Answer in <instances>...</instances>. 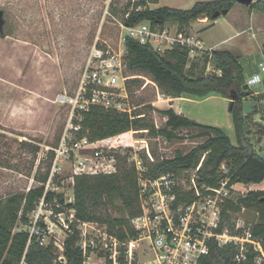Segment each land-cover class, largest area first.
<instances>
[{
	"label": "trees",
	"instance_id": "obj_1",
	"mask_svg": "<svg viewBox=\"0 0 264 264\" xmlns=\"http://www.w3.org/2000/svg\"><path fill=\"white\" fill-rule=\"evenodd\" d=\"M161 0H135L129 2L124 12V24L135 27L149 23L152 28L163 30L168 23L176 24L178 32L189 35L191 23L199 19L215 22L216 13L226 16L237 4V0L199 1L189 9L160 7L152 9L150 4ZM140 8V9H139ZM251 11L264 15V0H258L248 6ZM227 11V13H224ZM126 72L133 75L143 73L150 77L160 92L167 98H192L203 100L211 95L230 100L229 112L232 116L236 144H233L224 128L204 125L178 114L173 108L155 109L166 121L160 127L146 114L135 111L133 115L100 107H91L78 113L75 125L81 130L74 132L77 140L87 138L89 142L102 141L130 131H146L154 138L167 142L200 140L187 153L177 152L171 158H159L151 151L152 160L146 151H142L138 169L136 161L128 155H114L117 159V171L112 174H82L74 178V202L66 204L62 193L48 192L46 199H56L62 207L74 209L77 220L97 223L106 227L107 233L120 242L137 237L131 221L141 214L139 175L155 180L164 175L180 177L183 172L196 171L197 183L218 188L222 180L228 178L229 186L236 184H260L264 181V157L259 155L251 142L248 115L244 114V102L248 88L245 71L240 58L226 50H206L201 57L191 59L192 48L175 44L171 49L160 53L150 44H141L133 37H126ZM197 51L198 50H194ZM264 53V46H263ZM212 65L213 71L208 72ZM131 82H139L135 79ZM258 109H256L257 112ZM143 117H140L142 116ZM38 152V151H36ZM51 161L55 154L51 153ZM51 165L46 173H37L35 180L40 186L28 192L18 193L0 201V264H84L85 257L79 247L80 232L77 224L71 225V233L64 241L65 262L58 261L53 242L41 246L20 226L29 223V215L36 204L45 195L44 184L51 174ZM224 168L226 173H224ZM177 204H190L195 199L193 191L184 192L176 188ZM264 192L250 191L246 195H233L222 208L219 234L228 232L242 235L249 230L264 251ZM121 203L119 217L113 216L110 208L114 201ZM55 212H60L54 207ZM243 210H254L258 215L255 223L237 229V217ZM118 264H128L124 249L120 248ZM240 247L229 243L220 247L216 241L209 244V253L203 256L199 264H264L258 263L260 253L248 245L245 257L236 263ZM107 264H112L110 260ZM132 264H138L136 261Z\"/></svg>",
	"mask_w": 264,
	"mask_h": 264
},
{
	"label": "rangeland",
	"instance_id": "obj_2",
	"mask_svg": "<svg viewBox=\"0 0 264 264\" xmlns=\"http://www.w3.org/2000/svg\"><path fill=\"white\" fill-rule=\"evenodd\" d=\"M132 1L0 0V10L4 12L5 20L3 34L0 33V201L40 186L35 180L36 174L46 173L51 163L52 173L55 162V175H58L59 181L67 183L58 193H62L67 201L72 198L70 178L75 175L76 163L81 158H94L96 146L76 145L77 138L74 132L69 131L73 105L64 100L76 96L95 43L116 51L126 50L122 42L128 33L124 12ZM199 1L212 0H161L149 7L189 9ZM238 13L249 14L251 10L248 6L237 4L216 23L205 18L199 19V24H193L189 35L194 39L200 37L199 41L203 43L201 47L204 48L192 52L191 59L201 57L209 49L230 50L234 55L241 56L239 58L248 80L258 70L260 62H264V36L254 39L251 32L238 36L237 27L230 24ZM167 29L174 35L178 28L176 24L168 23ZM207 71L212 72L213 66L210 65ZM124 74L132 77L125 83L127 99L124 100V107L130 108L132 115L139 111L146 114L157 127L162 126L166 119L149 107L167 109L168 98L146 74L133 75L126 71ZM263 76L261 74V78ZM135 79L139 82H131ZM257 85L250 86L253 93L258 89ZM249 100L256 102L258 107L264 104L262 95H252ZM226 132L232 143L236 144L235 132ZM200 142L191 139L167 142L150 136L146 131H130L112 139L109 143L116 148L108 153L109 156L128 155L140 162L142 151H146L151 160V151L159 158H171L177 152L187 153ZM51 153L55 154L53 161ZM89 160L86 162L87 171L97 163L96 159H93L95 164ZM137 165L142 171L141 164ZM194 175L196 171H189L176 177L182 191L190 190ZM247 191L234 195H246ZM120 206L121 203L115 200L114 207L110 208L113 216L121 215ZM236 217L237 229L258 219L254 210H243ZM19 229L23 230L24 226ZM100 229L105 231L106 227L100 225ZM53 232L52 242L59 259L64 256L63 245L69 234L59 227H54ZM98 255H105V252ZM92 257L90 264L97 261L95 254ZM141 261L147 263L149 259L142 257Z\"/></svg>",
	"mask_w": 264,
	"mask_h": 264
},
{
	"label": "built area",
	"instance_id": "obj_3",
	"mask_svg": "<svg viewBox=\"0 0 264 264\" xmlns=\"http://www.w3.org/2000/svg\"><path fill=\"white\" fill-rule=\"evenodd\" d=\"M256 1L258 0H254V2ZM125 29L128 32L126 37H133L141 44H150L160 53L171 49L175 44L188 46L194 50L202 48L200 42L193 37L179 32L172 35L168 29H154L149 23H142L135 27L125 25ZM126 37L122 39L123 43H125ZM126 53V50L116 51L109 46L99 45V43L93 45L76 96L64 100L73 105L69 120L70 132L81 130V125H75L73 120L78 118V113L88 111L91 107L132 115V110L124 107V100L127 99L125 83L132 78L124 74ZM261 71L264 72L263 64ZM260 81L261 76L255 75L248 82V86H253ZM119 136L93 143L89 142L87 138L77 140V146L85 145L89 148L96 146V149L94 158L90 160L81 158L76 163L75 175L70 178L71 191H73L75 176L116 173V158L113 154L109 156L108 152L116 148L109 142ZM96 144L101 145L97 146ZM60 154L56 156V161ZM93 159H96L97 163L95 167L91 166L87 171L86 162L89 160L95 164ZM56 163L44 184V197L36 204V208L29 215V223L24 226L23 231L29 233L30 241L34 238L41 246H48L53 241L54 227H59L69 234L71 225L76 223L80 232L79 247L85 257L84 264H90L94 254L97 261L93 264H107L108 260L112 264H118L121 247L124 249V256L128 264L135 261L138 264H199L201 258L208 255L209 244L213 240L220 247L229 243L239 246L240 253L235 259L236 263H240L244 259L248 245H251L255 252L260 253L258 263L264 259L261 244L252 237L249 230L242 235H232L228 232L219 234L217 232L221 224L224 202L239 192L234 186H229L228 178L222 180L218 188H211L198 184L197 175H194L189 190L195 194L194 201L190 204L176 205V188L179 185L174 175H164L155 180H149L143 175H139L142 212L131 221L137 232V237L122 243L109 235L107 230H101L99 224L77 220L74 209L62 207L56 199L53 201L46 199L45 196L48 192L58 193L60 192L58 190L67 184L65 181H59L58 175H55L57 172ZM105 163H107L106 167H104ZM136 163L140 164V162ZM226 172L224 168V173ZM65 202L66 204L74 202V191L72 198L69 201L65 199ZM54 207L62 210L55 212ZM101 252H105V255L99 256L98 254ZM142 257H147L149 261L143 263ZM58 260L65 262L64 256L59 257Z\"/></svg>",
	"mask_w": 264,
	"mask_h": 264
},
{
	"label": "crops",
	"instance_id": "obj_4",
	"mask_svg": "<svg viewBox=\"0 0 264 264\" xmlns=\"http://www.w3.org/2000/svg\"><path fill=\"white\" fill-rule=\"evenodd\" d=\"M205 20L208 19L206 18ZM199 21L200 20L192 22L191 27L195 23L199 24ZM213 23H216V21ZM230 24L237 27L238 36H242L247 32H251L252 33L251 37L254 39H259V37L264 36V15L258 12L251 11V13L249 14L246 13L235 14ZM164 29H167V25L165 26ZM192 35L196 36L195 33H193ZM199 38L197 37L195 40L200 42ZM200 44L203 46L202 42H200ZM262 54L264 56L263 47H262ZM262 64L264 65V62H260L257 68L258 70L253 74L251 78H248V80L246 79L247 84L255 75L261 76V74H264V72L261 71ZM257 84L255 85L259 86L258 89L256 90L255 93L252 92V94H250L247 97V99H245V102L249 101L254 103L255 108L258 109L257 112L255 111L254 113L248 115V122L251 127L250 139L254 146L255 151L259 155L264 157V104L258 107L256 102L249 100V97H251L252 95L254 97H257L259 95H262V97H264V76L261 78V81ZM249 89L252 91L250 87ZM167 102H169L167 108H173L175 112H177L178 114H183L184 116L188 117L189 119L195 120L198 123L204 125H210L209 123H212V125L210 126L221 127L224 128L225 130L227 129L226 131L228 132L234 131L232 116L229 112L230 100L221 98L217 95H211L210 97L203 100H196L185 97L175 98V99L168 98ZM239 186H242L243 188L240 189ZM234 188L236 189V191L242 192L243 194L247 189H248L247 192L250 191L264 192V181L260 184H250V185L236 184L234 185Z\"/></svg>",
	"mask_w": 264,
	"mask_h": 264
},
{
	"label": "water",
	"instance_id": "obj_5",
	"mask_svg": "<svg viewBox=\"0 0 264 264\" xmlns=\"http://www.w3.org/2000/svg\"><path fill=\"white\" fill-rule=\"evenodd\" d=\"M238 4L250 6L251 4L255 3L254 0H237ZM224 13H227V11H224ZM216 18L221 17V13L218 12L215 15ZM5 24L4 20V12L0 10V33L3 34V27ZM246 90L249 88L248 84L244 87ZM250 93H247V96H249ZM256 111L255 104L249 101L244 102V114L249 115ZM264 202V199L262 200Z\"/></svg>",
	"mask_w": 264,
	"mask_h": 264
}]
</instances>
